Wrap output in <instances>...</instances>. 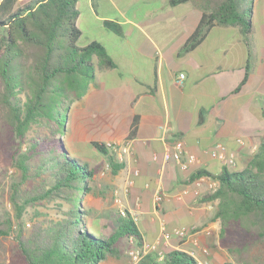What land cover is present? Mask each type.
I'll use <instances>...</instances> for the list:
<instances>
[{"label": "trees", "instance_id": "trees-1", "mask_svg": "<svg viewBox=\"0 0 264 264\" xmlns=\"http://www.w3.org/2000/svg\"><path fill=\"white\" fill-rule=\"evenodd\" d=\"M75 1L28 0L16 6L17 0H0V175L9 167L19 173V180L9 186L13 212L0 213V252H5L8 235L12 233L14 239L0 264H98L126 254L142 241L127 211H110L113 225L90 217L91 209L84 208L82 199L91 191L89 181L97 169L77 153L79 149L70 151L62 138L71 120L69 108L86 93L96 67L114 65L98 41L77 45L81 31L76 26ZM194 1L202 14L182 51L195 47L215 25H237L246 38L252 31V5L246 7L247 0ZM102 23L110 26V20ZM247 77L246 67L236 89ZM261 113L264 118V110ZM89 145L107 157L114 174L122 167V162L113 164L111 147L97 141ZM201 173L218 182L201 197L202 201L217 200L218 246L230 255L247 256L251 247L264 243V135L242 169L225 167L217 175L203 170L194 174ZM25 182L30 187H22ZM52 200L57 202V217L35 213L27 231L25 209ZM137 264L198 263L184 250L169 249L160 257L147 253Z\"/></svg>", "mask_w": 264, "mask_h": 264}, {"label": "crops", "instance_id": "crops-1", "mask_svg": "<svg viewBox=\"0 0 264 264\" xmlns=\"http://www.w3.org/2000/svg\"><path fill=\"white\" fill-rule=\"evenodd\" d=\"M139 1L132 15L121 2L106 0L97 11L93 1L87 0L85 9L92 23L103 25L110 20L116 29L111 49L103 45L114 65L96 67L94 83L91 80L86 93L76 100L70 125L77 120V128L81 126V111L95 116L88 106L95 93H107L115 103L123 98V116L117 118L113 108L108 120L113 138L106 141L116 153L113 164L122 161L114 180L118 209L130 216L137 213L142 241L156 243L158 253L193 250L198 264L199 260L226 264L230 257L218 246L220 224L214 218L217 200H201L218 182L205 173H194L203 170L217 175L225 167L230 170L222 157L211 156L212 149L232 156L234 167L240 169L257 150L264 135L262 60L251 64L252 46L237 25L212 26L195 47L182 51L200 20L198 4L194 0L174 5L169 0ZM246 67L247 80L236 89ZM179 73L184 74L182 83ZM175 138L184 140V154H195L199 163L180 169L173 161L163 160L164 148ZM135 169L138 174L133 173ZM156 194L161 197L159 203L154 201ZM162 222L168 229L196 227L197 244L175 236L160 240ZM203 246L207 253L201 251Z\"/></svg>", "mask_w": 264, "mask_h": 264}, {"label": "rangeland", "instance_id": "rangeland-1", "mask_svg": "<svg viewBox=\"0 0 264 264\" xmlns=\"http://www.w3.org/2000/svg\"><path fill=\"white\" fill-rule=\"evenodd\" d=\"M28 0H17L16 6L22 5ZM93 6L99 11L100 4L106 2V0H92ZM112 1V0H108ZM115 3L119 5L121 2L125 8V11L131 10L133 15V10L135 4L140 3L139 0H114ZM142 3V2H141ZM252 5V32L247 36V41L250 42L252 46L250 49V61L253 64L258 58L262 60V65L264 67V0H247L246 7ZM75 6L78 10L79 16L76 19V26L81 31L80 37L77 41V45L84 46L89 41L96 40L100 42L104 47L111 49V44L113 43L112 36L115 35V27L113 26H103L100 23H92L91 17L88 15L85 7L87 6V0H76ZM245 37V36H243ZM117 38V37H116ZM246 41V37L244 38ZM262 43V44H259ZM114 51V50H113ZM117 51V50H116ZM95 67L96 59L93 58ZM252 82V81H251ZM94 83V80L90 82ZM123 101V98H120ZM122 101L114 102L113 99L106 93L98 92L95 93L94 99L92 97L88 102L89 108L95 112V116L88 117L87 113L84 111L80 112L79 121L81 126L78 127V121L76 120L72 124V128L69 122L64 126L66 131L62 133V138L66 143V146L70 151H75L73 148H78L77 153L82 155L85 159L89 161L90 167L96 168V174L89 181L91 186V191L84 194L82 199V204L84 208L91 209L90 217H101L106 222L113 225V222L109 219L110 211H119V204L115 200L118 196L114 187V180L116 175L112 172L111 166L109 165V160L106 156L98 153V151L89 145L90 141L103 142L106 144L107 140L113 138V130L108 123L109 117L113 116V108L117 111V118L123 116V104ZM76 105L78 102L76 100L71 104L68 114H74L76 110ZM63 127V128H64ZM41 132H45L41 129ZM30 136V134H29ZM25 148V146H24ZM114 151V150H113ZM115 152V151H114ZM116 154V153H115ZM117 162L118 159H116ZM122 162V161H120ZM230 170H238L239 166H230ZM19 180V173L16 169L9 167L5 175H0V213L9 212L12 214L13 210L9 202L10 194V184L13 181ZM22 187H30L28 182L24 183ZM120 187L116 188L119 190ZM56 200H52L46 204H38L33 207H27L25 209L23 223L25 229L31 230L33 221L35 220V213H40L43 216L57 217L58 210L56 209ZM139 227V225H138ZM12 233L6 237L4 240L5 252H0V257H7L9 254V248L13 243ZM149 253H158L157 251H152ZM228 253V252H227ZM230 263H248V264H264V243H259L248 250L247 256L242 257L236 254H229ZM128 261L126 254H122L120 257H108L106 260L99 262L98 264H125ZM228 262V263H229ZM138 261L134 264H137ZM227 264V263H226Z\"/></svg>", "mask_w": 264, "mask_h": 264}, {"label": "built area", "instance_id": "built-area-1", "mask_svg": "<svg viewBox=\"0 0 264 264\" xmlns=\"http://www.w3.org/2000/svg\"><path fill=\"white\" fill-rule=\"evenodd\" d=\"M184 78L183 73H179L178 76V81L179 83H182V80ZM108 146H112V144H107ZM219 146V145H218ZM184 147V140L182 138H175L174 141L172 142L171 145L166 146L163 150V160L164 161H173L178 165L180 169H187L191 164H197L199 163V159L195 154L192 153H187L184 154L183 151ZM211 156L216 157L220 156L224 160H226L227 164L230 166H234V159L232 156H226L222 152H220L217 148L212 149L210 151ZM134 174H138V170L135 169L133 170ZM132 182H128V186L131 185ZM127 189V186H126ZM198 192H196L197 194ZM161 197L159 194H156L154 196V201L155 203H159ZM115 200L119 202V198L117 197ZM120 214H125L124 210H119ZM132 219L135 221L137 220V213L133 212L131 214ZM172 236H175L178 238V240H185L190 238L191 241H193L195 244H197V230L196 227L191 226V225H179V226H174L171 229H168L165 225L164 222L160 223V230H159V239L167 241L169 240ZM129 242L130 243H135V240L133 237H129ZM156 243H149V242H144L141 241L140 244H136L135 246L130 247L126 255L128 257V261L125 264H134L136 263L142 256L145 254L155 251L156 250ZM201 251L203 253H207L208 250L205 246L201 247ZM189 254L192 256L194 254V251L191 250L189 251ZM199 264H210L208 260H199Z\"/></svg>", "mask_w": 264, "mask_h": 264}]
</instances>
